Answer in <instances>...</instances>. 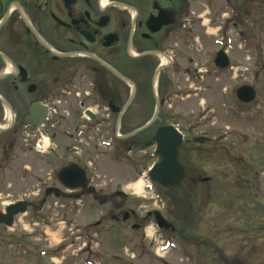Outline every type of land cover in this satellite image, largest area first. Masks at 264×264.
<instances>
[{"label":"flooded vegetation","instance_id":"1","mask_svg":"<svg viewBox=\"0 0 264 264\" xmlns=\"http://www.w3.org/2000/svg\"><path fill=\"white\" fill-rule=\"evenodd\" d=\"M229 11L234 28L240 27L238 21L255 25L264 19V1L0 0V230L7 231L0 233V249L5 256L22 250L21 216L30 210L36 219L40 198L42 204L50 198L115 203L107 221L138 234L149 220L166 251L171 241L184 236L167 211L174 207L172 192L156 187L164 196L161 208L140 218L116 202L134 193L123 184H100L85 150H95V157L97 150H107L116 164L133 171L149 169L156 160L153 137L161 126L171 124L183 135L180 158L185 165L201 151L209 159L212 150L195 149L212 139L202 135L207 140L196 142L198 136L189 137L194 127L184 131L178 123L196 120L195 109L186 108L198 107L200 85L219 92L222 102L232 95L225 83L231 67ZM248 34L246 29L236 33L244 43ZM233 95L236 99V90ZM39 160L45 163L40 170L47 167L44 176L36 173L28 180V171H38ZM72 165L73 178L64 184L58 174ZM196 180L205 184L210 178ZM21 203L25 212L19 211ZM157 211L173 227L158 229ZM87 227L92 242L111 229L98 219L81 228L83 238H88ZM29 246L36 258L34 246ZM150 250L157 253L151 244L148 257Z\"/></svg>","mask_w":264,"mask_h":264},{"label":"rangeland","instance_id":"2","mask_svg":"<svg viewBox=\"0 0 264 264\" xmlns=\"http://www.w3.org/2000/svg\"><path fill=\"white\" fill-rule=\"evenodd\" d=\"M229 12L231 67L225 83L232 95L222 102L219 92L202 90L200 85L198 107L186 108L187 112L195 109L196 120L178 123L184 131L194 127L190 139L202 135L212 139L195 149L212 150L209 159L202 151L195 153L194 161L186 163L188 172L182 186L170 194L174 207L167 211L184 236L171 241L166 251L161 248L163 237L149 220L145 231L138 234L107 221L108 210L115 203L108 206L90 200L82 203L50 198L42 204L40 198L36 219L31 218L30 210L28 215L21 216L18 236L22 250L5 256L0 249V264H264V19L257 25L238 21L240 27L234 28L236 20L233 12ZM244 29L254 35L251 40L246 35V40L249 39L246 43L236 35ZM204 52L201 47L200 57ZM246 83L254 84L258 94L250 105L243 106L233 94ZM85 151L100 184L109 183V188H120L123 184L125 191L134 193L125 202L116 198L118 205L131 207L140 218L147 211L161 208L164 196L142 177L148 168L133 171L116 164L107 150H97V157L93 156L95 150ZM28 161L35 163L32 158ZM38 163V171H28V180L36 173L44 176L47 167L40 170L45 163L43 160ZM253 174L256 180H249ZM207 177L210 181L205 184L196 180ZM138 181L143 183L139 188ZM38 188L41 194L43 187ZM98 219L110 231L92 242L87 227L88 238L86 235L83 238L81 228ZM6 232L0 230L1 234ZM30 244L38 254L36 258L31 254ZM151 244L157 253L150 250L148 257L145 253Z\"/></svg>","mask_w":264,"mask_h":264},{"label":"water","instance_id":"3","mask_svg":"<svg viewBox=\"0 0 264 264\" xmlns=\"http://www.w3.org/2000/svg\"><path fill=\"white\" fill-rule=\"evenodd\" d=\"M225 65H228V62ZM236 95L240 101L245 103L251 102L255 97L253 87L250 85L240 86L236 91ZM153 140L156 143L154 154L157 160L147 174L148 179L160 189L173 192L180 186L187 172L185 164L180 159V147L183 144L182 134L173 125L166 124L157 130ZM195 141L203 142L204 138H196ZM73 167V165L67 166L60 170L58 178L62 183L66 184V180L73 178L71 176ZM83 179L84 177L81 175V181ZM21 204L23 207L19 211L24 212L26 210L25 203ZM155 214V222L158 228L173 227L166 222L160 213L155 212Z\"/></svg>","mask_w":264,"mask_h":264},{"label":"bare ground","instance_id":"4","mask_svg":"<svg viewBox=\"0 0 264 264\" xmlns=\"http://www.w3.org/2000/svg\"><path fill=\"white\" fill-rule=\"evenodd\" d=\"M137 185H138L137 187L139 188V187H141L143 185V183L141 184V181H138Z\"/></svg>","mask_w":264,"mask_h":264}]
</instances>
